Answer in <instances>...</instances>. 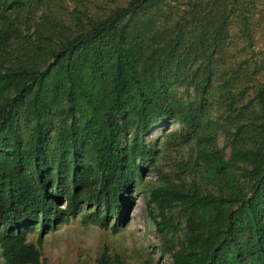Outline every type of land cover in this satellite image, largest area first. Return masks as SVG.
<instances>
[{
	"label": "trees",
	"instance_id": "obj_1",
	"mask_svg": "<svg viewBox=\"0 0 264 264\" xmlns=\"http://www.w3.org/2000/svg\"><path fill=\"white\" fill-rule=\"evenodd\" d=\"M260 1L0 0L3 264H43L44 236L79 215L120 232L144 164L184 148L189 180L150 196L157 253L264 264ZM108 252L97 264H125Z\"/></svg>",
	"mask_w": 264,
	"mask_h": 264
},
{
	"label": "rangeland",
	"instance_id": "obj_2",
	"mask_svg": "<svg viewBox=\"0 0 264 264\" xmlns=\"http://www.w3.org/2000/svg\"><path fill=\"white\" fill-rule=\"evenodd\" d=\"M262 1V0H261ZM258 13L260 25L257 29V46L264 44V0ZM177 124L171 122L155 127L148 140H161ZM224 142L223 137L220 144ZM187 148L177 152L169 150L158 158L144 164L143 179L128 194V205L120 232L112 231L115 222L110 220L108 228L98 223L84 224L81 215L60 223L43 238L41 261L43 264H97V260L106 249L110 256H120L125 264H173L170 257H161L157 252L162 243L150 213L157 207L150 202L153 189H158L167 182L181 178L189 180L184 162L188 161ZM63 208V207H61ZM95 206L82 204L85 211L94 210ZM29 241L36 243L37 233L29 235ZM0 247V264L2 260Z\"/></svg>",
	"mask_w": 264,
	"mask_h": 264
}]
</instances>
